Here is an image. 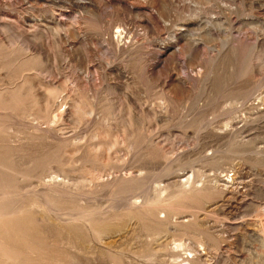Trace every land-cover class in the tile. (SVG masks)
<instances>
[{
  "label": "rangeland",
  "instance_id": "374dc122",
  "mask_svg": "<svg viewBox=\"0 0 264 264\" xmlns=\"http://www.w3.org/2000/svg\"><path fill=\"white\" fill-rule=\"evenodd\" d=\"M0 264H264V0H0Z\"/></svg>",
  "mask_w": 264,
  "mask_h": 264
}]
</instances>
